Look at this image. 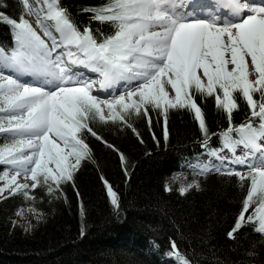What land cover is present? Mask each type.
Wrapping results in <instances>:
<instances>
[{
  "label": "snow or ice",
  "instance_id": "obj_1",
  "mask_svg": "<svg viewBox=\"0 0 264 264\" xmlns=\"http://www.w3.org/2000/svg\"><path fill=\"white\" fill-rule=\"evenodd\" d=\"M200 2L105 0L99 7L83 10L111 28L108 34L99 29L94 34L88 27L80 30L62 0H41L36 7L29 0H19L22 12L36 16L51 46L23 15L18 19L0 15V22L8 24L14 36L11 49L0 46V69L12 73L0 71V133L9 134L0 143V165L6 166L0 171L4 181L0 194L8 190L13 197L21 194L24 201H35L30 190L43 185L51 193L71 181L90 153L83 131L100 139L89 127L93 119L127 124L129 115H147L151 107L164 115L167 139L168 111L186 109L199 122L207 147L208 128L196 97L214 96L216 106L229 119V127L220 135L233 159L213 150L220 166H204L198 174L223 168L240 181H250L228 235L233 237L245 223L264 235V6H257L256 0H203L199 9L189 10L191 3ZM259 4L264 5V0ZM81 66L99 74L100 90L126 82V94L98 99L93 95L95 82L77 70ZM237 93L251 113L244 123L232 125V113L239 107ZM241 148L242 155L235 156ZM120 159L124 161L123 154ZM227 164L248 171L228 169ZM21 176L32 183H20ZM104 183L111 204L118 208L117 193ZM193 188H199L195 181L179 192L183 195ZM165 190L171 189L166 185ZM30 210L37 212L35 207ZM16 214L22 216L23 210ZM170 248L168 255L175 264H192L174 241ZM254 255V251L248 253Z\"/></svg>",
  "mask_w": 264,
  "mask_h": 264
},
{
  "label": "trees",
  "instance_id": "obj_2",
  "mask_svg": "<svg viewBox=\"0 0 264 264\" xmlns=\"http://www.w3.org/2000/svg\"><path fill=\"white\" fill-rule=\"evenodd\" d=\"M104 3L62 0L80 30L88 27L94 34L96 29L108 34L111 28L83 10ZM23 13L19 0H0V15L18 19ZM0 46H14L13 32L4 22ZM236 98L239 107L232 113V125L244 123L251 113L239 93ZM196 99L208 128L207 147L199 122L186 109L168 111L167 139L165 117L151 107L147 115H129L131 127L90 120L89 127L100 139L83 131L90 153L71 181L51 193L43 185L30 190L35 201H24L21 194L0 199V264H175L168 255L172 241L192 264H264V235L255 232L253 224L245 223L233 237L228 235L250 181H240L224 169L198 174L204 166H217L201 161L209 162L213 150H226L220 134L229 119L214 96ZM8 135L0 133V143ZM5 167L0 165V171ZM176 174L182 178L175 179ZM180 179L187 186L195 181L199 188L181 195ZM104 180L117 193L118 208L111 204ZM166 185L171 190L166 191ZM27 206L41 214L31 225L14 220ZM253 251L254 257H249Z\"/></svg>",
  "mask_w": 264,
  "mask_h": 264
},
{
  "label": "rangeland",
  "instance_id": "obj_3",
  "mask_svg": "<svg viewBox=\"0 0 264 264\" xmlns=\"http://www.w3.org/2000/svg\"><path fill=\"white\" fill-rule=\"evenodd\" d=\"M29 2L32 4L33 7H36L39 3H41V0H29ZM256 4H257V6H264V5L259 4V0H256ZM23 16L25 19H27L32 24L33 28H35V30L41 35V37L44 38L46 40V42H48L49 45L51 46V40L48 37L44 36L43 30L37 25L36 16L33 14H27V13H23ZM249 60H250V58H249ZM77 70L80 73H82L83 76H86L90 73L88 69H85L82 66L78 67ZM0 71H2L5 75L12 74L11 70L0 69ZM90 77L93 79H94V77H96L94 80L90 81V82H95L94 88H93V95H95L96 92H98V91H103V92L107 93L109 90H111V89H109V90H100L99 89V80L101 79V77L99 76L98 73L92 72ZM24 79H30L32 81V79L30 77H24ZM119 85H121V87L123 89H125V87L127 86V83L121 82V84H119ZM165 87H166V90H168L170 92V95L174 96V91L171 89V86L165 84ZM112 89H114V88H112ZM117 89H118V87L115 88L116 91L114 90L111 95L105 94V96L103 98H105L107 100H112L117 95L126 94L125 91H121V90H117ZM129 90H135V89L130 88ZM98 99H100V98H98ZM100 100H104V99H100ZM104 114H105V116L108 115V110L106 108L104 109ZM242 152H243L242 148L237 149V151L235 152V156H241ZM219 156L224 157L227 160L233 159V153H231L227 149L223 153H220ZM208 163H213L217 166H220L221 161H220V159L217 158L216 155H210L209 162H206L204 159H202V161H201L202 165H207ZM226 167L228 169H234L235 171H240L241 173H245V174L248 171L247 168L240 166V165H235V164H227ZM10 174H12V173L10 172ZM180 177L181 176L179 174H176L174 176L175 179L180 178ZM20 183H27V182H25V178L23 176L20 177ZM31 183H32V181L30 180V182H28L27 184L30 185ZM179 183L181 184V187H187V183L184 179H180ZM3 184H4V181H0V187H2ZM7 196H10V192L8 190H5L2 194H0V199H3ZM30 208H31V206L20 208L23 210V215L18 216L17 214H15L14 220L20 224H23V225H31V224H34L35 222H37L41 218V214L38 211L37 212L31 211Z\"/></svg>",
  "mask_w": 264,
  "mask_h": 264
},
{
  "label": "bare ground",
  "instance_id": "obj_4",
  "mask_svg": "<svg viewBox=\"0 0 264 264\" xmlns=\"http://www.w3.org/2000/svg\"><path fill=\"white\" fill-rule=\"evenodd\" d=\"M202 3H203V0H201L200 3H191V4L189 5V10H197V9H199V8L202 6ZM199 15H200L201 18H203L205 14L201 11V12H199ZM88 70H89L90 73H89L88 75H86V76H83V77H84V79H86V80H88V81H92V80H94L96 77H94V79L91 78L90 76H91V74H92V71H91L90 69H88ZM25 80H27L29 83H33V81H31L30 79H25ZM119 84H121V83H119ZM119 84H117V85L115 86V88L118 87L117 90L125 91V89H123V88L121 87V85H119ZM115 88H114V89H111L108 93H104V92H102V91H98V92H96L95 95H96L98 98H100V99H104V100H105V98H103V97L105 96V94L111 95L112 92L115 90ZM115 91H116V90H115Z\"/></svg>",
  "mask_w": 264,
  "mask_h": 264
}]
</instances>
